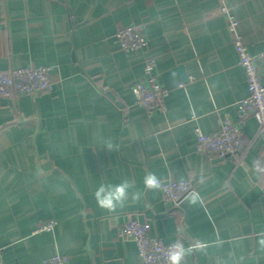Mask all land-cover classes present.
Wrapping results in <instances>:
<instances>
[{"label":"crops","instance_id":"obj_1","mask_svg":"<svg viewBox=\"0 0 264 264\" xmlns=\"http://www.w3.org/2000/svg\"><path fill=\"white\" fill-rule=\"evenodd\" d=\"M227 4L251 54L264 51V0ZM219 8V0H0V72L49 67L54 85L0 99V261L44 264L59 253L70 264H141L136 243L117 231L132 219L191 249L184 264H264L256 119L244 124L243 150L228 157L200 151L195 134L234 122L248 95ZM130 24L141 26L146 52L121 49L115 34ZM148 56L170 91L164 110L149 112L133 93ZM148 172L191 180L203 203L191 205L190 192L165 203L161 190L145 189ZM122 179L135 182L141 199L99 207L98 186ZM49 221L53 231L37 232Z\"/></svg>","mask_w":264,"mask_h":264},{"label":"built area","instance_id":"obj_2","mask_svg":"<svg viewBox=\"0 0 264 264\" xmlns=\"http://www.w3.org/2000/svg\"><path fill=\"white\" fill-rule=\"evenodd\" d=\"M218 12L228 19V30L239 57V63L244 69L248 85V95L237 103V118L233 121H224L220 130L207 134L196 128L198 149L206 152L211 158L228 157L239 153L245 147L244 124L248 118L254 117L258 123L259 136L262 141L264 154V51L251 54L248 46L239 32V21L232 14L227 0H219ZM115 38L125 52H146L149 42L137 24H130L119 28ZM156 61L148 56L144 62V77L133 88L136 103L149 112L164 110L166 99L170 91L162 86L155 72ZM49 67L26 65L0 72V99L11 98L14 95L39 96L53 90ZM164 187L161 190L163 201L167 204H177L182 196L193 189L191 180H162ZM54 221L43 223L37 232H51ZM118 235L132 239L138 248L141 264H168L167 253L172 244L163 242L158 237L150 235L151 224L128 220L118 226ZM0 264H7L0 261ZM18 264V263H11ZM44 264H70L67 256L55 253L44 261Z\"/></svg>","mask_w":264,"mask_h":264},{"label":"clouds","instance_id":"obj_3","mask_svg":"<svg viewBox=\"0 0 264 264\" xmlns=\"http://www.w3.org/2000/svg\"><path fill=\"white\" fill-rule=\"evenodd\" d=\"M109 151H114L116 146L111 141H104V147ZM204 178L201 177L203 183ZM184 182L181 181V184ZM143 185L147 190H160L164 187V182L153 172H148L143 178ZM142 192L136 190L135 182L122 179L119 183H101L94 192V198L99 207L115 211L118 207H123L129 200L139 201ZM186 200L191 204L203 203L202 198L197 192H190ZM257 243L261 250H264V231L257 234ZM191 249H185L182 242L177 240L170 246L167 253L168 264H184L185 257Z\"/></svg>","mask_w":264,"mask_h":264},{"label":"water","instance_id":"obj_4","mask_svg":"<svg viewBox=\"0 0 264 264\" xmlns=\"http://www.w3.org/2000/svg\"><path fill=\"white\" fill-rule=\"evenodd\" d=\"M113 98V97H112Z\"/></svg>","mask_w":264,"mask_h":264}]
</instances>
